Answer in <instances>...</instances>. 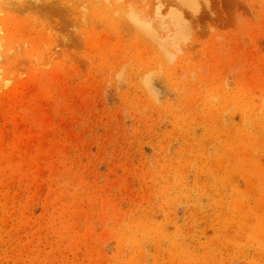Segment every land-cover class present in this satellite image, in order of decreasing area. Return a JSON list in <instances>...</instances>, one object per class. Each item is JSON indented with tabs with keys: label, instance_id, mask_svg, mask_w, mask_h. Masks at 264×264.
<instances>
[{
	"label": "rangeland",
	"instance_id": "1",
	"mask_svg": "<svg viewBox=\"0 0 264 264\" xmlns=\"http://www.w3.org/2000/svg\"><path fill=\"white\" fill-rule=\"evenodd\" d=\"M0 46V264H264V0H0Z\"/></svg>",
	"mask_w": 264,
	"mask_h": 264
},
{
	"label": "bare ground",
	"instance_id": "2",
	"mask_svg": "<svg viewBox=\"0 0 264 264\" xmlns=\"http://www.w3.org/2000/svg\"><path fill=\"white\" fill-rule=\"evenodd\" d=\"M177 4V3H176ZM29 8V7H28ZM0 51H1V46H0ZM0 72H1V70H0Z\"/></svg>",
	"mask_w": 264,
	"mask_h": 264
}]
</instances>
